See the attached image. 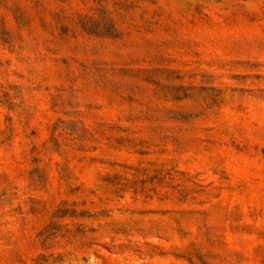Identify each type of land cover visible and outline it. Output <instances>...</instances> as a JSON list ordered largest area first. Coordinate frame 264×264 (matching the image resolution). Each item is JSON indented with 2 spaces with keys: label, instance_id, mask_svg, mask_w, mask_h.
Masks as SVG:
<instances>
[{
  "label": "rangeland",
  "instance_id": "1",
  "mask_svg": "<svg viewBox=\"0 0 264 264\" xmlns=\"http://www.w3.org/2000/svg\"><path fill=\"white\" fill-rule=\"evenodd\" d=\"M0 264H264V0H0Z\"/></svg>",
  "mask_w": 264,
  "mask_h": 264
}]
</instances>
